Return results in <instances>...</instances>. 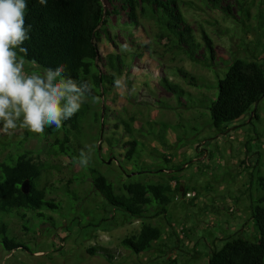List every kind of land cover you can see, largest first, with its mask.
<instances>
[{
	"label": "rangeland",
	"instance_id": "rangeland-1",
	"mask_svg": "<svg viewBox=\"0 0 264 264\" xmlns=\"http://www.w3.org/2000/svg\"><path fill=\"white\" fill-rule=\"evenodd\" d=\"M102 3L106 10L110 9L107 2ZM192 3L181 5V12L196 38L200 32H204L212 41L219 78H222V70L226 69L223 63L231 58L249 60L264 56V48L254 45L256 38L264 45V0H249L247 20L235 14L234 8L230 9L232 19H224L219 12L207 10L197 0ZM258 14L263 18L259 19ZM113 22L114 18L111 17L110 24ZM155 32L150 22L141 21L131 41L116 30L110 32L113 44L104 39L100 41L98 48L102 57L113 51L121 54L140 52L141 56H133L128 69L117 76L118 79L123 77L127 80L129 88L112 86L104 103H92L91 99L84 103L88 109L80 124V134L77 138L68 136L67 145L75 146V151L79 153L81 150L89 152V163L101 174H106L107 169L98 159L109 158V169L114 176L116 161L123 155L119 145L129 139L120 121L130 123L129 118H132L131 126L135 128L132 137L138 143L135 160L139 163L131 166V174L141 170L144 163L167 169L174 179H178V193L166 206V218L150 221L152 225L162 227L160 239L139 255L121 247V239L138 231L139 221L130 220L120 225L117 215L110 219L108 209L92 189L86 171L71 165L65 157L48 153L54 138H61V131L51 135L53 128L45 129L43 134L18 129L12 135L0 133V160L15 150L39 151L37 159L52 167L41 178L40 184L52 187L47 197L58 204V210H41L53 219L51 223L33 218L26 212L22 218L14 213L2 216L10 234L27 250L5 252L0 247V264H207L205 244L209 242L208 233L218 238L220 229L228 233L239 229V234L246 239H255L256 230L252 222L246 220V191L254 195L255 179L250 176L254 170L259 169L264 177V102L257 104L255 119L243 117L229 125L232 127L227 135H216L209 126L208 113L202 107V97H212L213 89L185 85L174 69L180 68L213 88L216 85L214 73L188 62L183 55L167 51L162 42L157 44L152 40ZM25 70L42 71L28 64ZM158 74L166 76L188 93L180 97L184 105L160 87ZM101 106H105L108 112L99 142L102 156L96 159L94 140H99L100 134L97 137V124L92 112H97ZM252 130L258 134V140L251 141L250 151L244 153L242 145ZM24 132L27 133L26 140L16 145ZM159 136L161 139H154ZM158 141L163 142L166 148L163 149ZM77 145L81 147L80 150L76 149ZM151 148L163 154L168 163L161 158H151ZM119 164L123 170L129 169L128 164ZM157 175L140 174L135 177L139 181L152 183L151 179H156ZM184 187L188 188V192H192L191 187L200 192L194 193L193 199L186 200L180 195ZM64 189L76 194L77 200L73 205L65 197ZM102 218L105 221H100ZM221 244L217 242L218 247ZM93 245L109 248L113 258L106 260L99 255L88 256L85 249ZM169 247L173 251L158 259V252ZM194 251L201 252L202 256L192 260L189 254Z\"/></svg>",
	"mask_w": 264,
	"mask_h": 264
},
{
	"label": "trees",
	"instance_id": "trees-1",
	"mask_svg": "<svg viewBox=\"0 0 264 264\" xmlns=\"http://www.w3.org/2000/svg\"><path fill=\"white\" fill-rule=\"evenodd\" d=\"M102 1L107 2L110 6L109 10L104 8ZM193 1L195 0H47L45 5H40L37 0H26L25 27L29 28V39L21 46L27 49L25 59L35 60L40 66L39 69H55L63 65L66 77L89 82L92 85L93 95L100 98L99 103H104L111 87L115 86L114 81L123 74L121 71H126L132 57L141 56V53L121 54L113 51L102 57L98 44L102 39L113 44L110 32L115 30L126 40L131 41L136 29L141 26V21L150 22L156 30L152 40L157 44L162 42L167 51L183 55L188 62L214 73L215 88L180 68L174 69L176 76L185 85L213 89L212 97L207 95L202 97V107L207 111L209 126L216 135H227L232 127L229 126L230 124L238 122L243 117L255 119L257 104L260 101L264 102V56L249 60L231 58L223 63L226 69L222 70V78H219L216 73L217 59L212 41L204 32H200L199 37L196 38L181 12V5H191ZM197 2L207 10L219 12L224 19H232L231 8H234L235 14L243 20L249 18L247 9L249 0H197ZM111 17L114 18L112 24H110ZM258 18L261 19L263 16L258 14ZM254 45L257 48H264L258 38ZM143 46L147 48V45ZM114 76L118 77L115 79ZM157 82L163 90L184 105L180 97L188 93L179 85L172 83L162 74H158ZM126 87L129 88L127 80ZM87 109V105L84 104L70 120L64 122L61 129L53 128L51 135L61 131V138H54V144L50 146L48 153L65 157L71 165H74L72 158L77 157L79 152L75 151V146L67 145L68 136L71 135L73 138L79 136L80 124ZM107 112L105 106H101L97 112H92L93 120L97 124V137L100 134L99 140H94L93 152L96 159L101 155L99 142ZM131 121L132 118H129L130 123L120 121L129 139L119 145L123 155L116 161L114 176L109 169L111 165L109 158L98 159L100 164L106 165V174L99 173L92 163L83 169L90 179L92 189L108 209L107 215L110 214V219H114L117 215L120 225L129 223L130 220L139 221L138 231L119 242L121 247L134 255H139L160 239L162 227L159 224L152 225L150 221L166 218V206L178 193V179H174L167 169L144 163L141 170L131 174V166L139 163L135 160L138 143L132 137L135 128L131 126ZM249 124L253 126L251 121ZM25 136H27L26 132L16 145H21L26 140ZM157 138L161 139L160 136L154 137L156 140ZM253 140H258V134L254 130L247 135L242 145L244 153L250 151V142ZM158 144L163 146V149L166 148L163 142L158 141ZM76 149L80 150L81 147L77 145ZM153 150L155 149L151 148V158H161L164 163H168L163 154ZM38 152L28 149L15 150L0 160V247L5 252L27 249L10 234L2 216L14 213L22 218L26 212L33 218H41L44 222L51 223L53 219L46 213L44 215L45 211L41 212V210H58V204L47 197L51 194L52 187L40 184L41 178L52 167L37 159ZM120 162L124 166L128 164L129 169L123 170ZM140 174L159 175L156 179H151L152 183H148L139 181L135 177ZM250 176L255 179L254 195L246 191L248 201L246 220L252 222L257 236L253 241L248 240L239 234V229L233 233L220 229L218 238L208 233L209 242L205 238L207 264H264V177L259 169L254 170ZM190 189L195 194L200 192L194 187ZM63 192L73 205L77 200L76 194L69 189H64ZM183 192H188V188L184 187L181 196ZM100 221L105 219L102 218ZM217 242L222 244L218 247ZM172 251L170 247L160 250L157 258H164ZM85 253L88 256L99 255L106 260L113 258L110 249L103 245L90 246L85 249ZM189 256L195 260L202 256V253L194 251Z\"/></svg>",
	"mask_w": 264,
	"mask_h": 264
},
{
	"label": "clouds",
	"instance_id": "clouds-1",
	"mask_svg": "<svg viewBox=\"0 0 264 264\" xmlns=\"http://www.w3.org/2000/svg\"><path fill=\"white\" fill-rule=\"evenodd\" d=\"M45 5L47 0H37ZM26 0H0V133L14 134L18 129L43 134L46 128L57 130L64 126L91 99L92 85L64 75L63 65L55 69L26 71V64L39 68L35 60H26L27 49L22 47L29 39L25 27ZM30 27V26H29ZM118 89L126 87L123 77L116 79ZM91 155L81 150L72 163L85 168Z\"/></svg>",
	"mask_w": 264,
	"mask_h": 264
},
{
	"label": "built area",
	"instance_id": "built-area-1",
	"mask_svg": "<svg viewBox=\"0 0 264 264\" xmlns=\"http://www.w3.org/2000/svg\"><path fill=\"white\" fill-rule=\"evenodd\" d=\"M194 197V193L193 192H186L183 194V198L185 199H191Z\"/></svg>",
	"mask_w": 264,
	"mask_h": 264
},
{
	"label": "crops",
	"instance_id": "crops-1",
	"mask_svg": "<svg viewBox=\"0 0 264 264\" xmlns=\"http://www.w3.org/2000/svg\"><path fill=\"white\" fill-rule=\"evenodd\" d=\"M182 193V192H181ZM186 193V192H185ZM194 193V192H193ZM177 196V195H176ZM176 196H175V198H176ZM195 196V195H194ZM187 200V199H186ZM189 200V199H188Z\"/></svg>",
	"mask_w": 264,
	"mask_h": 264
},
{
	"label": "water",
	"instance_id": "water-1",
	"mask_svg": "<svg viewBox=\"0 0 264 264\" xmlns=\"http://www.w3.org/2000/svg\"><path fill=\"white\" fill-rule=\"evenodd\" d=\"M109 162V160H107V163Z\"/></svg>",
	"mask_w": 264,
	"mask_h": 264
}]
</instances>
